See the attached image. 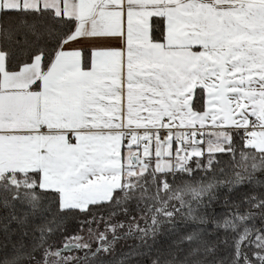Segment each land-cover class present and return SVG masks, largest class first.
<instances>
[{
    "label": "snow or ice",
    "instance_id": "snow-or-ice-1",
    "mask_svg": "<svg viewBox=\"0 0 264 264\" xmlns=\"http://www.w3.org/2000/svg\"><path fill=\"white\" fill-rule=\"evenodd\" d=\"M0 264H264V0H0Z\"/></svg>",
    "mask_w": 264,
    "mask_h": 264
}]
</instances>
